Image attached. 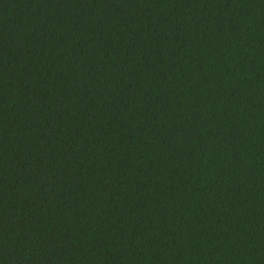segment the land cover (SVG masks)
<instances>
[{"label": "trees", "instance_id": "16d2710c", "mask_svg": "<svg viewBox=\"0 0 264 264\" xmlns=\"http://www.w3.org/2000/svg\"><path fill=\"white\" fill-rule=\"evenodd\" d=\"M0 264H264V0H0Z\"/></svg>", "mask_w": 264, "mask_h": 264}]
</instances>
